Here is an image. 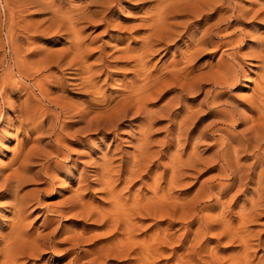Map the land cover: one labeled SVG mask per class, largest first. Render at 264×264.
Returning <instances> with one entry per match:
<instances>
[{
  "label": "rangeland",
  "instance_id": "1",
  "mask_svg": "<svg viewBox=\"0 0 264 264\" xmlns=\"http://www.w3.org/2000/svg\"><path fill=\"white\" fill-rule=\"evenodd\" d=\"M38 1H40V4H25L17 7V5H14L13 0H0V76L4 74L7 67L12 69L14 76L10 80V84L6 86L7 90L13 92L11 96H6V90L2 89L0 81V106H4L2 107L3 113L9 114L8 119L16 124L21 120L24 121L23 117L20 118L21 115L19 113L13 112V107L20 109V105L26 98L25 91L21 89L22 84L28 91H30V87L32 88V102L40 100L43 103L42 105L48 107V109L52 108V110L53 107L48 105V100L54 101L58 99L75 107L94 101L101 109L110 104L113 106L127 95H131L137 97V106L142 107L145 104L148 106L151 116H132L131 119L123 121L124 124L118 131L103 134V136L99 134L90 135L88 133L86 135L74 134L75 129L79 128L81 124L78 125L75 123V119L71 118L68 123L74 124L68 130L70 135L59 139L56 138L51 130L49 112L43 117L39 113L37 114V124L42 120L44 121L43 129L39 132H27L28 127L24 122L20 130L16 128L6 129L0 122V183L2 182V177L9 176L16 170H24L27 166L30 168L29 176L32 179L24 185L22 194L34 192L39 199L37 203L33 202L31 204L30 218L26 222L29 223L28 228L32 233H49L51 229L43 227L45 218L52 216L48 212L49 208L63 207L66 205L63 204L66 200L77 197L79 179L74 174L77 171L78 173H83L88 179L90 178L92 175L90 173L94 170L91 154L95 156V153H98L97 156L101 158L102 153H105L108 148L112 151L116 149L114 152L115 165L117 166L122 161L124 165L131 167V162L136 154L135 148L141 136L139 131L141 126L151 124L149 131L151 150L158 152L159 161H162V164L168 167L172 155L175 154L177 149V132L186 111L198 112L192 126V132L199 134L202 131L204 135L207 134L204 136V144L202 143L203 145L199 147L202 151L198 150V153L209 160L213 158L212 156H215L219 149L222 133H224L217 130L226 129L232 133H240L246 124H251L252 119L258 118L259 110L256 104L259 99L263 101L264 105V56L262 55L264 53V0H235V4L247 12L239 20L233 17L230 19L231 12L222 11V9H226V6H222L217 12L212 13L213 18L209 22L202 21L200 29L195 30L193 25V27L184 31L182 37L175 44H161L159 46L160 51L148 59L146 68L140 66L137 58L140 55L143 42L149 37L150 19L163 6L161 0H114L105 13L97 17V22L88 27L83 26L87 44H84L86 57L81 62L72 53V33L63 30L57 25H52L50 22L54 14L50 4L52 0ZM61 1V3L57 2L55 4V9L65 15V13L72 12L76 8L83 7L88 0ZM220 20L225 22L221 23V29L223 30L227 27L226 21L230 23L226 32L223 31L218 37L215 36V41L219 44H212L208 46V49L193 56L198 50L196 40L200 38L201 31ZM184 21L181 18L171 20V22L175 23ZM27 27L29 30H25ZM180 30H182L181 27ZM194 32L196 33L194 34ZM15 45L20 46L25 51L22 55L26 56L24 60L29 65L27 68L30 69L31 73L38 70L37 63L44 59V55L58 56L63 54L59 61L60 66H54L50 70H43L42 75H54L57 78L56 80H58L56 86L49 83L50 80L46 78V81L42 82L45 91L46 88L55 86V89L49 92L47 99L42 97L38 89L33 86V82L27 81L25 83L24 81L26 80L19 78L18 59L14 53ZM165 47H168L166 51L163 50ZM192 56V59H188ZM173 60L180 61L178 69L188 67L194 70L196 80H199L200 90H197L194 94H184L181 98H178L182 80L166 77L161 81L162 83L160 82L153 89L146 91L145 86L150 80L146 78V74H151V80L165 75L171 69H167V67ZM105 64L109 66L107 72L110 77L105 81L106 75L98 76L95 88L84 87L81 85V77L73 74L81 72V69L86 70L88 67H94V70H97ZM229 66H234L244 80L241 79L235 86L219 89L215 86L214 81L221 71ZM42 75L40 78H42ZM63 82L66 84L67 89L65 94L62 88ZM220 91L223 92L222 100L220 99L219 104L212 105V96ZM5 98H7L6 105L4 103ZM171 99H175L174 101L177 103L174 106V110L162 112V109L166 108ZM222 110H227L234 114L241 111L244 115L242 117L236 115L234 124L225 125L218 117ZM56 146H59L62 151L56 150ZM49 164L52 171L48 173L54 178L52 188L49 186V180L46 176ZM87 164L90 165V168ZM218 167L220 166L214 163L207 167L202 166V172H192V178L185 180L186 185L176 188L174 196L180 197L179 201H184L185 199L190 201L206 180L210 181L211 178L219 174ZM151 171L148 175L150 178L148 180L149 186L153 184L155 172L156 175L160 173L156 167H153ZM252 176L254 177V174ZM93 179L91 178L90 181ZM229 182L228 180H216L214 184L223 183L222 185L225 186ZM137 185H140V183ZM235 186L233 187L234 190L231 189L232 191L229 192L227 190L220 192L219 188L218 190L216 189L215 193L218 192L219 200H203L205 202L198 208L209 206L211 203L210 208L199 212L197 220L193 221L192 224L189 221L183 223L177 220L171 232L177 233V237L180 234H184L188 228L192 232L190 236L192 241L199 226L198 219L202 217L204 219V216L208 217V215L209 218L219 219L223 213H225V217L228 216L227 219H231L235 227L240 226L241 216L239 212L242 208L241 206L245 205L244 207L247 209L251 207L252 201L249 199L256 191L258 185L254 179V182L249 183L247 187L241 188L239 184ZM125 187V184L117 186L118 190L123 191V194L133 195L134 192L129 191ZM148 190L150 189L148 188ZM150 191L149 196L151 195ZM82 194H84V200L80 201L84 204L83 207L93 215L91 217L84 215L76 217L74 214L77 212H68L64 217L60 218L59 224L54 225L53 228L58 226L56 233L58 240L69 235L82 237L86 241L83 245L84 249L92 253L104 247L111 240L112 234L109 233L110 228L106 226L104 217L108 214H113L116 209L114 205L116 200L111 198L101 183L97 185L89 184L88 189L84 190ZM6 200H0V238L9 235L11 224L15 222L14 212L6 206L11 202V199ZM122 201L128 202L127 208L132 204V200ZM221 205L229 208H225L224 211ZM239 205L241 208H239ZM2 208L4 211H1L3 210ZM256 214V219L247 226L248 232L246 233L249 235L247 239L250 240L252 244L250 245L253 247L251 251L253 256L255 255L252 258L255 259V263L264 256V207L262 210L257 211ZM132 218L133 223L136 224L134 235L138 242L149 238L159 228L163 229L169 224V221L165 223L151 218H145L141 221H139L138 216H132ZM216 224L218 227L206 231L205 233L207 234L204 237L201 235L200 242L202 247L207 249L208 254H206L208 257H218L221 264H237V261L243 258V242L239 239L232 241L228 237L220 236L221 222L219 221ZM178 238H175V240H178ZM257 242L258 244H263V246L259 244L262 248ZM174 245L170 249L168 248L165 254L160 256V259L154 260V264H175L176 256L178 253H182L183 250L178 248V243ZM79 252L80 250H76V253ZM71 258H73V255L68 260ZM1 261L2 258H0ZM82 261L80 264L86 263L88 259L83 258ZM134 262L130 261V259L111 257L104 264H135ZM21 263L63 264L57 261V254L50 251L43 253L40 257L25 259Z\"/></svg>",
  "mask_w": 264,
  "mask_h": 264
},
{
  "label": "bare ground",
  "instance_id": "2",
  "mask_svg": "<svg viewBox=\"0 0 264 264\" xmlns=\"http://www.w3.org/2000/svg\"><path fill=\"white\" fill-rule=\"evenodd\" d=\"M13 1L14 5H17V7L21 5L24 6L25 4H38L40 2L38 0ZM57 2L61 3L62 1L52 0V3H50L53 8L52 10L54 11L50 22L52 25H57L63 30L72 33V53L74 57L81 62L86 57L84 44H87V41L84 36V27H88L97 22V17L102 13H105L106 9L114 2V0H88L83 7L76 8L72 12L65 13V15L60 11H56L55 4ZM161 4H163V6L160 7L156 14L150 19L151 24L149 25L150 29L148 30L149 37L143 42V47L137 58L142 68H146L148 66V59L160 51L159 46H161V44H175L178 39L182 37L184 31L193 27V25L195 30L200 29L202 21L209 22L211 18H213L212 13L217 12L222 6H226V9H222V11L227 10L231 12L230 19L233 17L234 19L239 20L247 14L246 11L242 10L235 4V0H161ZM234 4L235 6H233ZM178 18L184 19L185 21L182 23L171 22V20ZM101 19L106 20L105 18ZM223 22L224 20H220L216 24L209 25L201 31L200 38L196 40L198 50L193 56L208 49V46H211L212 44H219L215 41V36L218 37L223 31L226 32L230 23L229 21H226L227 27L223 30L221 29V23ZM180 27L182 30H180ZM25 30H29L28 27L25 28ZM195 33L196 32H194V34ZM167 48L168 47H165L163 50L166 51ZM14 53L18 59L19 78L26 80L24 81L25 83L27 81L33 82V86L38 89L42 97L47 99L49 92H51L52 89H55L58 80H56L57 78L54 75H42L43 70H50L54 66H60L59 61L63 54L58 56L44 55V59L37 63L38 70L31 73L30 69L27 68L29 65H27L24 60V57L26 56L22 55L25 51H23L20 46L15 45ZM262 55L264 56V53ZM193 56L188 59H192ZM185 58L187 59V57ZM179 66L180 61L173 60V62L167 67V69L171 68L168 73L156 77L153 80H151V74H146V78L150 79L145 86L146 91L153 89L166 77H174L176 80H178V78L182 80L183 83L181 82L178 98H181L184 94H194L197 90H200L199 80H196L194 70L188 67L178 69ZM108 68L109 66L105 64L97 70H94V67H88L86 70L81 69V72L73 74L81 77V85L84 87L95 88L98 76L102 74L106 75L105 81L110 77L107 72ZM41 75L42 78H40ZM13 78L14 76L10 67H7L4 74L0 76L2 89L6 90L7 97L13 94L12 91L6 89V86L10 84V80ZM45 78L50 80V82L48 81L49 83L55 85L54 87H49L50 89L46 88V91L42 85V82L46 81ZM241 79L244 80V78H241L236 68L234 66H229L221 71L214 81V84L219 89H225L235 86L241 81ZM62 85L63 93L65 94V92H67L66 84L63 82ZM21 89L25 91L26 98L23 103L21 102L20 109L12 107L14 108L13 112L19 113V115H21V117H19H23L24 121L21 120L17 124L13 123L8 119L9 114L6 112L3 113L2 107L4 106H0V122L6 127V129L16 128L17 130H20L22 129L23 124L26 123L28 127L27 132H39L43 129L44 121L42 120L37 124L36 116L39 113L40 116L43 117L49 112L50 127L57 139L61 137L65 138L70 135L68 130L71 125L74 124L68 123L71 118H74L75 123L78 125L81 124L82 126L75 129L74 134L86 135V133H88L90 135L99 134L103 136V134L118 131V129L124 124L123 121L125 119H131L132 116H151V112L148 110L146 104L142 107L136 105V96L127 95L115 105L112 106L110 104L101 109L94 101L81 105L80 107H75L58 99L54 101L48 100V105L53 107L52 110V108L48 109V107L42 105L43 103L40 100L38 102H32L33 91L31 90V87L29 88L30 91H28L22 84ZM62 96L64 97V95ZM222 96L223 92H216V94L212 96L211 104H219L220 99L222 100ZM6 99L7 98L4 99L5 105L7 103ZM174 100L175 99H171L166 108L162 109V112H170L174 110V106L177 104ZM256 107L259 110L258 118L252 119L251 124H246L242 132L232 133L226 129L217 130L223 131L225 134L222 133L219 149L215 156H212L213 158L211 160L203 158L202 154L200 155V153H198V150H201L199 147L204 144V136L207 134L204 135V132L202 131L199 134H194V132H192V126L198 115L197 111H186L184 119L180 122L181 124L179 123L176 144L177 149L175 154L172 155V159L169 157L171 161L168 167H165L162 164V161H159V153L151 150L149 136L151 124L139 128L141 136L138 139V144L135 148L136 154L131 162V167H127L128 165H124L122 161H120L117 166L115 165L114 152L116 149L115 151H112L108 148L105 153L101 152V158L97 156L98 153H95V156L91 154V159L93 161L92 165L94 166V170L90 173L92 175L88 179L83 173H78L76 171L74 176L79 179L77 197L70 198L68 201L66 200L63 203L66 205L63 207L49 208L48 212L52 216H47L45 218L43 227L51 230L46 234L32 233L28 228L29 223H26L30 218L29 213L31 210V204L33 202L37 203L39 200L34 192L22 194L24 185L32 179L29 176L30 168L27 166L24 170H16L13 174L2 177V182L0 183V200L11 199V202L6 206L14 212L15 222H12L11 224V232L9 235L0 238V245L2 246L0 248V258H2L0 264H23L21 263L23 260L40 257L43 253H48V251L57 254V261L63 264H80L83 262V258L88 259L84 264H104L105 261L108 258L111 259V257L117 259L123 258L126 260L130 259V261H135V264H154V260L157 261L160 259V256H163L166 250L168 248L170 249L175 243H178V248L184 251L178 253L175 259V264H221L218 257L207 256V249L203 248L200 242L201 235L204 237L207 234L205 233L206 231L218 227L216 223L219 221L221 222L222 227L221 233L219 234L220 236L228 237L232 241L239 239L244 244L243 258L239 259L237 264H264V256L258 259V262L256 263L255 259H252L255 255L253 256L252 254L251 250H253V247L251 246L252 244L250 243V240L247 239L249 235L246 234L248 232L247 226L256 219L257 211L262 210L264 207V105L261 99H259ZM236 115L242 117L244 113L240 111L239 113L234 114L233 112L222 110L218 117L219 120L226 125L234 124ZM188 149H190V151H188ZM56 150L59 152L62 151L59 146H56ZM186 151H188V153H186ZM214 163H217L220 166L218 167L219 174L211 178L210 181L206 180V182L201 185L193 199L190 201H186V199L184 201H179L180 197L177 198V196H174L175 189L186 185L185 180L192 178V172L199 173L202 166L207 167ZM88 166L90 168V165ZM153 167H156L157 171H160V173L156 175V172L154 171L155 175H153V184L149 186L148 180L150 178L148 175L152 172L151 170ZM74 169L76 170V168ZM50 171L52 170L49 164L46 176L49 180L48 184L52 188L54 178L52 175H49L48 172ZM253 174L254 177L252 176ZM91 178L94 179L90 181ZM254 179L258 186L256 191H254V194H252V197L249 199L252 201L251 207L247 209L244 207L245 205H242V208L239 205V208H241L239 212L241 216L240 226L235 227L231 222V219H227L228 216L225 217V213L223 212L220 216L221 219L219 216V219L209 218L208 215V217L204 216V219L203 217L198 219L199 226L196 230L195 238L192 241L190 240L192 232L188 228L184 234L177 236L179 237L178 240H175V238H177V233L171 232L173 226L176 225L175 222L177 220L183 223L189 221L192 224L193 221L197 220L198 213L208 210L210 205H212L209 202V206L199 209L198 207L205 202L203 200H219L218 192L216 191L217 193H215L216 189L218 190L219 188L220 192L226 190L229 192L232 191L231 189H233L236 184H239L241 188L247 187L249 183H252V181L254 182ZM216 180H228L230 182L228 185L224 186L222 185L224 182L222 184H214ZM100 183L108 191L111 198L116 200L114 202L116 209L113 211V214H108L104 217L106 226L110 228L109 233L112 234L111 240L108 241L104 247L95 250L92 253L84 249L83 245L86 241L80 236L69 235L68 237L58 240L56 235L58 226L55 228H53V226L59 224L60 218L64 217L66 213L77 212L74 214L76 217H81L82 215L91 217L93 215L89 210L83 207L84 204H82L80 200H84V194H82V192L88 189L89 184L97 185ZM138 183H140V185H137ZM119 184H125L126 189L134 192L133 195L123 194V191L118 190L117 188ZM253 185L256 186L255 184ZM148 188L151 191L148 190ZM149 191L151 192L150 196L148 195ZM122 200H132V204L127 208L126 206L129 205L128 202H123ZM176 200L178 201L176 202ZM225 208L227 209L229 207L223 205L222 209L224 211ZM1 211H4V209ZM132 216H138L139 221L145 218H151L165 223L169 221V224L163 229L159 228L152 236L140 241V243L136 241V236L134 235L136 224L133 223ZM261 246H263V244ZM76 250H80V252L76 253ZM72 255L73 258L68 260ZM66 261L67 263H65Z\"/></svg>",
  "mask_w": 264,
  "mask_h": 264
}]
</instances>
